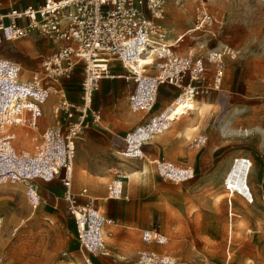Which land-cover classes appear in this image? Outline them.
Listing matches in <instances>:
<instances>
[{
    "label": "rangeland",
    "instance_id": "374dc122",
    "mask_svg": "<svg viewBox=\"0 0 264 264\" xmlns=\"http://www.w3.org/2000/svg\"><path fill=\"white\" fill-rule=\"evenodd\" d=\"M23 2L37 5L42 0ZM203 11L209 20L194 29ZM162 25L170 44L181 37L174 45L177 54L199 56L216 48L235 56L225 57L218 91L195 97L191 110H186L187 98L181 97V107L169 113L170 119L178 118L169 126L179 125L188 132L180 131L177 150L164 160L193 170L191 179L175 184L163 178L140 146L128 151L132 157L122 156V151L109 148L108 139L118 140L121 147L125 143L106 131L88 130L78 140L72 191L88 188L96 198L94 204L116 222L114 236L106 240L108 254L91 256L93 264H115L113 258L123 263L138 250L166 253L191 264H264V99L259 97L264 78V0H164ZM48 45L54 47L53 41L49 39ZM14 50L6 41L0 44L2 54ZM21 67L27 77L37 69V61L34 67ZM81 78L78 67L63 81L73 100ZM107 87H99L94 104L108 110L113 132L121 136L124 131L133 134L148 122L161 97L173 101L180 93L166 89L165 96L159 95L154 107L139 119L145 112L128 114L125 82L119 79ZM55 102L52 93L43 105L40 123L55 121L51 112ZM24 133L17 130L18 136ZM167 133H172L170 128L161 129L146 142H156ZM27 135L17 141V148L32 146L31 132ZM193 138L198 142L189 149ZM235 157L248 159L251 167L239 159L234 162ZM117 173L124 176L122 186L128 197L106 200L105 184ZM37 184L40 202L35 209L27 201L23 184L0 185V264H84L66 203L53 205V194L63 191L59 180H37ZM249 192L252 202L242 196ZM150 225L166 233L165 244L140 240V229Z\"/></svg>",
    "mask_w": 264,
    "mask_h": 264
},
{
    "label": "built area",
    "instance_id": "2783aa9c",
    "mask_svg": "<svg viewBox=\"0 0 264 264\" xmlns=\"http://www.w3.org/2000/svg\"><path fill=\"white\" fill-rule=\"evenodd\" d=\"M163 17L164 0H43L40 5L22 9H4L0 2V44L19 40L32 32L59 44L52 54L36 56L38 67L27 77L18 62L0 52V185L23 184L27 201L35 209L40 202L37 180H59L63 191L56 202L66 203L84 264H93L91 256L96 253L108 254L105 240L112 236L108 228L116 225L113 218L94 204L95 199L89 197L86 188L77 193L72 191L77 141L87 130L102 125V113L93 105V98L100 80L113 77L110 63H118L125 71L120 77L133 82L134 87L127 94L128 107L132 113H138L149 112L154 107L162 85L180 90L169 105L180 97L195 98L218 91L224 80L225 57L235 56L230 50L216 48L199 56L177 54L174 45L181 37L172 44L167 41ZM207 20L209 16L201 12L194 29H200ZM131 62L135 63L134 67ZM78 67L82 69L79 98L72 101L63 81ZM52 93L56 102L51 112L58 124L39 130L42 106ZM261 96L264 98V78ZM150 125L167 128L160 119L155 123L153 116L135 130ZM17 130L27 133L18 136ZM28 132L32 146L17 148V141L26 139ZM127 138L128 133L124 136L127 146L121 155L132 157L128 154ZM197 142L194 139L191 144ZM237 159L251 167L248 159L235 157L234 162ZM153 163L163 178L174 183L194 176L193 170L178 169L163 159H155ZM123 178L118 173L107 183L106 198L127 199ZM242 196L252 202L251 192ZM140 239L145 244L167 241L159 226L141 230ZM125 264L191 263L166 253L141 250L133 261Z\"/></svg>",
    "mask_w": 264,
    "mask_h": 264
},
{
    "label": "crops",
    "instance_id": "0c3cea01",
    "mask_svg": "<svg viewBox=\"0 0 264 264\" xmlns=\"http://www.w3.org/2000/svg\"><path fill=\"white\" fill-rule=\"evenodd\" d=\"M24 0H0V2H1V4H2V7L4 8V9H6V8H8V7H14V8H17V9H22V8H24L25 6H27V5H33V4H30V3H25V2H23ZM42 2H43V0H42ZM37 5H40V4H37ZM37 5H33V6H37ZM170 40H168V42H169ZM5 42V41H4ZM3 43V42H2ZM54 43V47H52L51 49H49V39H45V37H43V36H41V35H39V34H37V33H30V34H28L27 36H26V38L25 39H23V40H19V41H6V44H8V46H11V47H13L15 50L14 51H12V52H5V53H1L4 57H7V58H9V59H11V60H14V61H16V62H18L21 66H23V67H27V68H30V67H34V63L36 62V56H38L39 54H42V55H50V54H52L54 51H56V49L58 48V46H59V44L58 43H55V42H53ZM27 56L28 57V59H25V58H23V56ZM109 71H110V74H112L113 75V77H106V78H103V79H101L100 80V82H99V87L101 86V88H108L107 86H108V84H110V86H112V85H115V83L117 82V80H119V79H121V80H123L124 82H125V86H126V96H125V98H126V107H127V109H128V114L129 115H136L137 113H132L130 110H129V107H128V99H127V94H128V92H130V91H132V89H133V87H134V84H133V82L132 81H130V80H125L123 77H120V75H122V74H125V71H124V69L121 67V66H119V64L118 63H116V62H112V63H110V67H109ZM114 79H117V80H114ZM106 80H110V82H107ZM118 85V84H117ZM66 87V86H65ZM169 88H171V86H168V85H162L160 88H159V90H158V94H157V99H158V97H159V95L160 96H163L164 94H165V92H166V89H169ZM173 88V87H172ZM66 90H67V88H66ZM98 90H99V88H98ZM97 90V91H98ZM96 91V92H97ZM96 92H95V94H96ZM95 94H94V98H93V105L97 108V109H99L100 111H101V113H102V125H101V127H99V128H92V129H89V130H94V131H97V132H99V133H102L103 131H106V132H108V133H110V134H112V135H115L116 137H119L124 143H125V141H124V136H125V134L127 133L126 131H124V134L121 136V135H119V134H117V133H115V132H113V126H112V123H111V116L109 115V113L107 112L108 110H105V108L104 109H101V107H99V106H96L95 104H94V102H95ZM67 95H68V93H67ZM165 96V95H164ZM259 97L261 98V99H264L262 96H261V85H260V90H259ZM50 98V97H49ZM68 98H69V95H68ZM78 98H79V88H78V95H77V99L75 98L74 100L73 99H71V98H69L70 100H72V101H77L78 100ZM204 102H206L207 101V97L205 98V97H202L201 98ZM170 99H168V97H165V98H163V97H161L160 99H159V101H158V104L156 105V107H154V109L152 110V112H151V114H150V118L151 117H155V120H157V119H160L162 116H164V115H166V114H168L169 113V111H170V109H172V108H176L177 107V109H178V105H179V103H180V101H182L183 99L180 97V98H178V99H176L175 101H174V103L173 104H171V105H169V103L171 102V101H169ZM156 103H157V101H156ZM168 104V105H167ZM111 106V104H108V105H106V107L108 108V107H110ZM167 107V108H166ZM166 108V109H165ZM180 108V107H179ZM44 106H42V114H43V112H44ZM165 109V111H163ZM186 110H189V109H186ZM138 113H140V112H138ZM147 112H145V113H143L142 115H141V117L139 118V119H143L144 118V116H145V114H146ZM159 113H161V114H159ZM104 115V116H103ZM156 115V116H155ZM149 119V118H148ZM176 119H178L177 117L176 118H172V119H170V121H172V120H176ZM147 121V120H146ZM145 121V122H146ZM59 122H61V120L59 121ZM171 123V122H170ZM170 123H169V125H170ZM56 124H58V122L56 121V119H55V121L52 123V124H46L45 122H41L40 123V128H41V130H43V129H45V128H47V127H50V126H53V125H56ZM110 125H111V127H110ZM168 125V126H169ZM167 126V128L166 129H168V128H170V130L172 131V133H167V134H164V135H162V136H160L159 138H158V140L156 141V142H153L152 140L151 141H149V142H144V143H142L141 144V150L143 151V153L145 154V155H147L148 157H151V161H152V163H153V160H155V159H163L164 160V158L165 157H170L174 152H175V150H177V148H178V143H179V138L181 137L180 136V131H181V134H183V135H185V133H187L188 131H187V129H185L184 130V128H181V126H179V125H173L172 124V126H169L168 127ZM88 131V130H87ZM86 131V132H87ZM187 131V132H186ZM132 132H129L128 133V137H129V135L131 134ZM85 134V133H84ZM82 138V137H81ZM80 138V139H81ZM79 139V140H80ZM128 139V138H127ZM194 140V138L193 139H190L189 140V142H188V144H187V147L190 149V148H194V146H193V144H191V142ZM128 141H129V139H128ZM108 142H109V148L110 149H112V150H114L115 152H117V153H119V152H121V151H123V150H125L126 149V143L124 144V146L123 147H121V145H120V143H119V141L118 140H116V139H114V138H110V139H108ZM77 143H78V141H77ZM76 146H77V144H76ZM196 146V145H195ZM128 151H130V150H128ZM158 157V158H157ZM144 158V157H143ZM188 158V157H187ZM74 161H75V159H74ZM166 161H168V160H166ZM170 162V161H169ZM172 163V162H171ZM174 164V163H173ZM74 167V166H73ZM199 173L200 172V169H199V166L197 165L196 166V173ZM118 174V173H117ZM116 174V175H117ZM116 177V176H115ZM72 179H73V175H72ZM73 181V180H72ZM110 181V180H109ZM108 181V182H109ZM108 182H106V184H105V196H104V199H108V198H106V185H107V183ZM176 184V183H175ZM82 188H86V187H82ZM81 189V188H80ZM63 190V189H62ZM86 190H87V192H88V195H89V197H91V198H94V199H96L95 198V196L93 197L90 193H89V190H88V188H86ZM74 192V191H73ZM77 192H79V190L77 191ZM77 192H75V193H77ZM62 194V193H61ZM61 194H53V205H54V207H56L57 205H59V204H63L62 202L61 203H58V202H56V199H58L60 196H61ZM126 194V193H125ZM127 196H128V194H127ZM98 205V204H97ZM99 206V205H98ZM100 207V206H99ZM101 208V207H100ZM104 211V210H103ZM105 214H106V216H108V217H110L106 212H104ZM111 218V217H110ZM115 220V219H114ZM74 224V223H73ZM153 225V224H152ZM152 225H150L149 227H146V228H143V229H147V228H150V227H152ZM143 229H140V232H141V230H143ZM160 229V228H159ZM108 230H111L112 231V236H110V237H107L106 238V240L107 239H110V238H112L113 236H114V226H111L110 228H108ZM161 231V230H160ZM74 232H75V229H74ZM161 233H163L166 237H167V235H166V233H164V232H162L161 231ZM168 238V237H167ZM106 240H105V243H106ZM141 240V239H140ZM107 249H109L108 247H107ZM139 251H141V250H138L137 252H136V256H137V254H138V252ZM108 252H109V250H108ZM136 256L133 258V259H131V260H129V261H124L123 263H118V264H125V263H127V262H130V261H133L135 258H136ZM112 262L113 263H115V264H117V260H116V258H113L112 259Z\"/></svg>",
    "mask_w": 264,
    "mask_h": 264
},
{
    "label": "bare ground",
    "instance_id": "6f19581e",
    "mask_svg": "<svg viewBox=\"0 0 264 264\" xmlns=\"http://www.w3.org/2000/svg\"><path fill=\"white\" fill-rule=\"evenodd\" d=\"M168 41V40H167ZM170 43V42H169ZM132 67H134L135 66V63L134 62H131V63H129ZM185 99V98H184ZM194 98H187V104H186V108L187 109H189V110H191V109H193L194 108ZM181 105H182V102L180 101V103H179V105H178V108L179 107H181ZM175 110L177 109V107L176 108H174ZM173 108L172 109H170V111H169V113H171V111H173L174 110ZM174 110V111H175ZM169 113L168 114H166V115H164V116H162L161 118H160V120L162 121V123L163 124H165V125H169V123L171 122L170 121V117H169ZM173 117V116H172ZM172 119V118H171ZM158 120L159 119H157V120H155V123H157L158 122ZM162 128H161V126H159L158 128L157 127H153L152 125H150L149 126V128H147V129H145V128H142V127H140L138 130H135L134 132H133V134H131L130 136H129V143H130V146H129V150L130 151H133V150H136V149H138L139 148V146H140V144H141V142H143L142 140H144V138L146 137V136H148L149 138H150V136L152 135V134H154L155 132H158V131H160ZM148 138V139H149ZM147 139V140H148ZM146 142V141H145ZM178 169H181V168H178ZM176 177L177 178H180V177H183V175H176ZM127 178H129V176L127 177Z\"/></svg>",
    "mask_w": 264,
    "mask_h": 264
}]
</instances>
